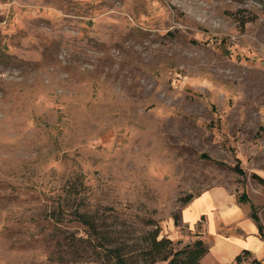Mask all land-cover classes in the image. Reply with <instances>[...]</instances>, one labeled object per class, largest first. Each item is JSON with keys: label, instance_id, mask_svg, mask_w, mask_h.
Segmentation results:
<instances>
[{"label": "rangeland", "instance_id": "obj_1", "mask_svg": "<svg viewBox=\"0 0 264 264\" xmlns=\"http://www.w3.org/2000/svg\"><path fill=\"white\" fill-rule=\"evenodd\" d=\"M214 186L264 225V0H0V264L181 249Z\"/></svg>", "mask_w": 264, "mask_h": 264}, {"label": "crops", "instance_id": "obj_2", "mask_svg": "<svg viewBox=\"0 0 264 264\" xmlns=\"http://www.w3.org/2000/svg\"><path fill=\"white\" fill-rule=\"evenodd\" d=\"M181 218L191 230L200 229L209 251L202 264H232L245 250L247 257L264 264V239L252 217L250 204L241 203L223 186H214L193 197L182 209ZM243 263V264H244Z\"/></svg>", "mask_w": 264, "mask_h": 264}, {"label": "trees", "instance_id": "obj_3", "mask_svg": "<svg viewBox=\"0 0 264 264\" xmlns=\"http://www.w3.org/2000/svg\"><path fill=\"white\" fill-rule=\"evenodd\" d=\"M192 198L193 196H189L185 203H188ZM239 200L241 202L246 201V199L242 200V197ZM252 217L257 222L260 235L264 239V225L255 213L254 207ZM87 223L90 224V221ZM159 232V227L150 231L145 246L139 251L122 252L121 249H113L109 264H158L160 262L166 264H202L201 259L207 254L209 248L201 238H197L192 244L181 249L174 250L172 248L173 240L167 237L159 238ZM250 254L249 251L245 250L243 254L236 257L232 264H242L244 257ZM254 262L259 263L257 260Z\"/></svg>", "mask_w": 264, "mask_h": 264}]
</instances>
